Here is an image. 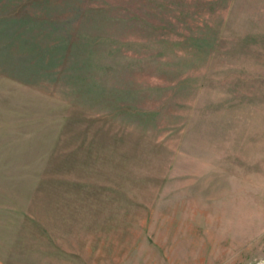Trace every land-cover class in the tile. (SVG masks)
I'll use <instances>...</instances> for the list:
<instances>
[{
    "label": "rangeland",
    "instance_id": "1",
    "mask_svg": "<svg viewBox=\"0 0 264 264\" xmlns=\"http://www.w3.org/2000/svg\"><path fill=\"white\" fill-rule=\"evenodd\" d=\"M0 264H264V0H0Z\"/></svg>",
    "mask_w": 264,
    "mask_h": 264
}]
</instances>
